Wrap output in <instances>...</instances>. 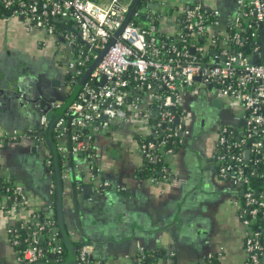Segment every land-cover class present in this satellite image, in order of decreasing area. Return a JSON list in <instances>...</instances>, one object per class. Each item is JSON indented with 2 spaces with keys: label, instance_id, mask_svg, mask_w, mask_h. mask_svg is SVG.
Masks as SVG:
<instances>
[{
  "label": "crops",
  "instance_id": "crops-1",
  "mask_svg": "<svg viewBox=\"0 0 264 264\" xmlns=\"http://www.w3.org/2000/svg\"><path fill=\"white\" fill-rule=\"evenodd\" d=\"M193 2H152L160 16L158 28L163 37L176 34L178 18ZM203 3L218 9L222 24L226 25L238 0ZM6 50L40 63L44 71L40 79H34L36 74L28 75L19 87L7 88L8 80L3 76V69L9 64L3 58ZM74 55L58 37L48 36L42 28L28 27L20 18L0 20V136L5 132H26L39 123L40 101L51 98L56 99L54 103H62L60 86L66 84V79L64 63L59 60ZM140 95L136 111L124 106L108 128L91 129L86 139L89 159L77 158L70 148L71 168H66L65 156L60 161L64 174V219L72 238L94 244V264H135L138 244L155 264H204L206 257L220 249L222 264H246L243 224L238 206L234 205L239 194L228 180L219 176L215 160L219 127L237 126V118L242 114V109L240 114L237 112L239 102L221 96L199 81L181 94L178 107L188 134L181 147L165 157L166 181L152 184L143 174L144 158L139 143L140 138L153 132L158 101L149 94ZM223 110L225 113L221 114ZM33 147L32 140L26 137L0 145V178H11L15 191L19 189L26 197L16 217L24 218L38 207L55 202L51 198L53 173L47 165L50 150L45 143H39L34 150ZM76 160H80L79 165ZM70 171L74 173L73 188ZM81 190L88 196L84 211L78 216L83 236L76 227L72 203L75 192L78 204L82 205ZM19 203L14 197L0 198V205L6 207H17ZM6 222L0 212V264H19L7 240Z\"/></svg>",
  "mask_w": 264,
  "mask_h": 264
},
{
  "label": "built area",
  "instance_id": "built-area-1",
  "mask_svg": "<svg viewBox=\"0 0 264 264\" xmlns=\"http://www.w3.org/2000/svg\"><path fill=\"white\" fill-rule=\"evenodd\" d=\"M133 1L0 0V19L20 18L26 26L42 28L49 36L58 37L75 52L66 63L68 80L74 84L97 57L95 51L104 50L115 39L54 124L58 140L69 133L71 151L76 156L86 153L91 129L108 128L124 106L138 109L140 94L158 101L153 132L139 145L142 156L151 161L160 160L157 154L165 159L173 152L165 148L169 139L182 143L188 134L184 116L177 108L181 94L192 89L196 81L239 102L243 112L237 119H243L245 125L219 127L216 169L239 194L234 205L245 228L246 264H264V54L260 57L264 50V0H238L226 25L218 9L194 0L178 18L173 37L159 33L160 16L148 9L150 0L143 10L138 9L141 0L115 37ZM47 126L48 120L42 115L39 127ZM161 127L165 128L163 134H159ZM84 129L89 131L82 133ZM36 130L5 132L0 141L16 140ZM166 174L163 164L147 180L160 184L166 181ZM1 208L11 215L9 207ZM47 209L51 211L50 206ZM7 232L19 264H61L67 258L53 214L42 217L32 213L9 226ZM93 251L92 243L78 244L70 264H94ZM222 254L218 250L204 264H213L212 257L220 259ZM143 257L139 256L136 264H144Z\"/></svg>",
  "mask_w": 264,
  "mask_h": 264
},
{
  "label": "water",
  "instance_id": "water-1",
  "mask_svg": "<svg viewBox=\"0 0 264 264\" xmlns=\"http://www.w3.org/2000/svg\"><path fill=\"white\" fill-rule=\"evenodd\" d=\"M141 0H134L131 4L130 10L125 18V20L122 23L121 28L116 32L115 37H118L121 30L123 29L124 25L129 21V19L131 18L134 10L136 9L138 3ZM154 0H150V2L148 3V9H150L151 11H156L153 8L152 2ZM156 1V0H155ZM145 19V17H144ZM115 39L113 38L107 45V47L104 50H100V51H95L97 54V57L91 62V64H89L88 68L83 72L82 76L79 78V80L77 81V83H64L62 87L63 90V95L61 100V105L60 106H56V103H54V101L56 100H52L51 98L48 100H46V102L40 101L39 102V108H37V110L40 113V117L42 115H45L46 119L48 120V126L45 130V142L46 145L48 146L49 150H50V154L52 156V162H53V166L52 168L53 170V178H54V196H52V200L54 198V209H55V216H56V221H57V227L61 232V238L63 241V244L66 248V252H67V258L66 260L61 263V264H70L73 260H74V255H75V250H76V246L74 244V242L76 241L77 243H84L83 240H76L74 238H72L71 234L69 233V230L66 226L65 223V219H64V209H63V201H62V195H63V183H64V174L62 173V167L60 166L59 162H58V158L55 152V146L54 143L52 141V132H53V127L55 122L57 121V119L63 114V112L65 111V109L70 105V103L74 100V98L76 97L79 89L81 88L83 82L85 81V79L88 77V75L93 71V69L96 67V65L98 64V62L100 61V59L102 58V56L105 54V52L107 51V49L114 43ZM261 45L263 46V41L261 40ZM264 54V50L262 51V53L260 54V57H263ZM256 62V59L253 60V63ZM42 73L37 74L34 76V79H40ZM104 79V77H103ZM22 79H18L15 80V84L13 83L12 85L15 87H19V83L21 82ZM196 80H198V78H196ZM18 84V86H17ZM11 87V86H10ZM20 90V89H19ZM15 92V94L17 95L18 92L17 91H13ZM20 92V91H19ZM52 102V104L50 105V103ZM54 108V109H53ZM56 108V109H55ZM136 111V110H135ZM226 111V110H225ZM225 113L224 110L223 112H221V114ZM156 114V113H155ZM227 114L229 115V117H231L233 120L235 119V117L233 115H230L228 112ZM157 115V114H156ZM156 119V118H155ZM154 119V120H155ZM69 121V120H68ZM177 121V120H176ZM237 126L236 127H242L245 125V121L243 119H238L237 120ZM38 123L31 127L30 129H35L36 127H38ZM235 127V126H232ZM235 127V128H236ZM66 150L67 153L65 155V157L67 158V165L66 168L70 167L71 168V158L72 155L70 153V139H69V133L66 134ZM34 147L37 145V142L34 141ZM33 147V150H34ZM86 159H89V156L86 155L85 156ZM80 158V157H77ZM76 162L78 163V165L80 164V160H76ZM86 177V176H84ZM69 178L71 181V186L73 188V184H74V173L73 171L69 172ZM84 182H86L88 185L90 184L89 182H87V180H82ZM92 185V184H91ZM93 187L97 188L98 186L93 184ZM73 192V191H72ZM82 193V205L80 206V204H78V200L77 197L75 196V192H73V197H72V203H73V210H74V221L76 223V227L80 232V235L83 236V232L80 228V224L78 221V216L80 214L83 213L84 211V207L83 204L86 203L85 198H87V193H83L82 190L80 191ZM242 191H240L241 194ZM52 203H49L47 205H51ZM75 242V243H76ZM36 264H41V263H36Z\"/></svg>",
  "mask_w": 264,
  "mask_h": 264
},
{
  "label": "flooded vegetation",
  "instance_id": "flooded-vegetation-1",
  "mask_svg": "<svg viewBox=\"0 0 264 264\" xmlns=\"http://www.w3.org/2000/svg\"><path fill=\"white\" fill-rule=\"evenodd\" d=\"M1 20V19H0ZM30 25H28V27H29ZM48 35V34H47ZM49 36V35H48ZM63 44V43H62ZM12 56V58H11V56ZM4 60H5V63H6V61H8L9 62V64H8V66H7V68L6 69H3V76L8 80V82H7V88H9L10 87V85H12L13 84V82L12 81H15V80H18L19 78L20 79H24V78H26V77H28V75H34V74H40V73H44V71H43V69H40V65H38V64H40V63H35L34 61L32 62V61H29V59H25L24 58V56H22L21 54L19 55V53L18 52H15L14 54L12 53V51L11 50H6L5 51V55H4ZM35 59H36V57H34ZM69 58H70V56L67 58L66 57V59H64V58H62V59H60L59 61H61V62H63L64 63V65H63V73H64V76H65V79H66V83H68V84H71L70 83V81L68 80V77H67V74H68V70H67V67H66V63H67V61L69 60ZM9 82H11V83H9ZM40 119H41V117H40ZM39 123H40V120H39ZM38 123V124H39ZM186 128V127H185ZM36 131L35 132H33V133H31V134H28L27 136L25 135V136H21V137H19V138H17L16 140H4L3 142L2 141H0V145H4V144H6V143H9V142H14V141H17V140H20L22 137L24 138V137H26V138H28V139H30V140H32V142H34V141H36L37 142V145L39 144V143H45L46 144V142H45V130L46 129H41L40 127H39V125H38V127H36ZM187 129V128H186ZM23 134H24V132H23ZM1 137V136H0ZM65 138H66V136L64 137V138H61V139H57V138H54V132H52V141H53V143H54V146H55V152H56V155H57V158H58V162H59V164H60V161L61 160H63V156H65L66 155V153H67V150H66V141H65ZM142 138H144V137H142ZM184 138H185V136H184ZM184 138H183V141H184ZM60 141V142H59ZM60 143V148H59V146H58V144ZM36 145V146H37ZM139 145H140V143H139ZM88 147V146H87ZM70 148H71V144H70ZM69 148V149H70ZM140 150V149H139ZM70 153H71V151H70ZM141 153V152H140ZM60 155V156H59ZM71 155H72V153H71ZM75 155V154H74ZM86 155H88L89 156V153H88V148L86 149V153H85V156ZM142 155V154H141ZM73 156V155H72ZM78 157V156H77ZM143 157V156H142ZM144 158V157H143ZM145 161H147L145 158H144V162ZM47 165H48V170H52V173H53V168H52V166H53V162H52V156H51V154L49 155V157L47 158ZM163 163H164V165L165 166H167L166 165V163H165V159H163ZM12 179L11 178H9V179H7V181L9 182V181H11ZM13 181V180H12ZM13 184H14V182H13ZM14 186V188H13V191L12 192H7V193H4V194H0V198L2 199H4V198H12V197H14V200H16V201H18V203H19V201L21 200L22 202H20L19 203V206H17V207H15L14 205L13 206H11V207H9V206H7V207H9L10 208V210H11V215H8L7 214V212H6V208H4V209H2L1 208V206H5L4 204L3 205H0V212H2L4 215H5V217H6V219H7V222H6V224H5V229H6V235H7V240H8V242H9V244H10V246L12 247V249H13V251L15 252V250H14V247L12 246V244H11V242H10V239H9V234H8V232H7V229H8V227L9 226H11L12 224H17V223H20V221H22V219H25L27 216H29L30 214H32V213H35V210H33V211H31L26 217H16L17 216V214H19V210L21 209V207H24V205H25V201H26V197H25V195L22 193V192H20V190L19 189H17L18 190V192L17 191H15L16 190V184H14L13 185ZM8 188H10V187H8ZM9 190V189H8ZM23 196V198H21ZM6 200V199H5ZM48 206H50V208H51V211L49 210V209H47V207ZM6 207V206H5ZM44 210H48L49 211V214H53L54 216H55V209H54V205H46L45 207H44ZM55 219H56V216H55ZM56 223H57V221H56ZM243 226V225H242ZM59 230V229H58ZM59 233H60V235H61V232H60V230H59ZM242 236H243V243H244V237H245V228H244V226H243V233H242ZM75 244V243H74ZM77 244V243H76ZM75 244V246H77ZM139 245V244H138ZM138 247V246H137ZM146 253V252H145ZM138 255H137V258H136V261H137V259L139 258V254H144V251L142 250V249H140V251L137 253ZM208 257H206L203 261H204V263H205V261H206V259H207ZM16 260V259H15ZM17 262V261H16ZM144 262V264H150V262H152V261H150V262H148V263H146L145 261H143ZM135 264H136V262H135ZM151 264H155V262H152Z\"/></svg>",
  "mask_w": 264,
  "mask_h": 264
},
{
  "label": "trees",
  "instance_id": "trees-1",
  "mask_svg": "<svg viewBox=\"0 0 264 264\" xmlns=\"http://www.w3.org/2000/svg\"><path fill=\"white\" fill-rule=\"evenodd\" d=\"M143 19V18H142ZM142 22V21H141ZM143 23V22H142ZM56 24V26H59V24H57V23H55ZM144 24V23H143ZM178 109V113H179V111H180V109L179 108H177ZM165 129V128H164ZM164 129L161 127L160 128V133L159 134H163L164 133ZM89 130H83L82 131V133H87ZM78 132H80V134H82L81 133V131H78ZM149 136H151V135H149ZM149 136H147V137H145V138H149ZM54 138H56L55 136H54ZM143 140V138H140V141H142ZM181 145H182V143H178L177 142V139L176 138H173V139H169L168 140V142H167V144H166V147L165 148H172L173 150H175V149H178L179 147H181ZM158 155V157L160 158V160L159 159H157V160H153V161H151V160H147V161H145L144 162V167H143V171H144V175L147 177V176H149V175H155V174H157L158 173V171H159V169H161V167L163 166V155H161L160 156V154H157ZM60 156V155H59ZM82 156H85V154H79V156L78 157H82ZM7 179H9V178H7V177H4V176H2L1 178H0V194L2 195V194H4V193H7V192H12L13 191V188H14V184H13V181L11 180V181H7ZM8 187H10V188H8ZM9 189V190H8ZM19 202H22L21 200L19 201ZM44 207L45 206H43V207H38L36 210H35V213L36 214H39L40 216H42V217H44V216H47V215H49V211L48 210H44ZM78 245V244H77ZM142 254H139V256H141ZM143 261H145L146 263H148V262H150V254L149 253H145L144 252V257H143ZM211 262L213 263V264H222L221 263V261H220V259L219 258H217V257H212V259H211Z\"/></svg>",
  "mask_w": 264,
  "mask_h": 264
},
{
  "label": "rangeland",
  "instance_id": "rangeland-1",
  "mask_svg": "<svg viewBox=\"0 0 264 264\" xmlns=\"http://www.w3.org/2000/svg\"><path fill=\"white\" fill-rule=\"evenodd\" d=\"M145 2H146V0H142L141 1V3H140V5H139V10H143V7H144V4H145ZM138 19V18H137ZM136 19V20H137ZM145 25H147L148 24V21H145V20H143V19H140ZM159 22H160V20L158 19L157 20V24H159ZM159 26V25H158ZM69 57V56H68ZM213 89H215L214 87H212ZM238 103V102H237ZM240 105V104H239ZM241 106V105H240ZM240 106H238V110H237V112L240 114L241 113V109H242V107H240ZM242 112H243V109H242ZM75 243V242H74ZM76 244V243H75ZM77 245V244H76Z\"/></svg>",
  "mask_w": 264,
  "mask_h": 264
}]
</instances>
